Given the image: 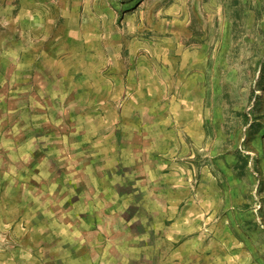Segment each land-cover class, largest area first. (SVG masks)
I'll list each match as a JSON object with an SVG mask.
<instances>
[{"label":"rangeland","instance_id":"rangeland-1","mask_svg":"<svg viewBox=\"0 0 264 264\" xmlns=\"http://www.w3.org/2000/svg\"><path fill=\"white\" fill-rule=\"evenodd\" d=\"M0 264H264V0H0Z\"/></svg>","mask_w":264,"mask_h":264},{"label":"bare ground","instance_id":"bare-ground-1","mask_svg":"<svg viewBox=\"0 0 264 264\" xmlns=\"http://www.w3.org/2000/svg\"><path fill=\"white\" fill-rule=\"evenodd\" d=\"M260 93V92H259Z\"/></svg>","mask_w":264,"mask_h":264}]
</instances>
